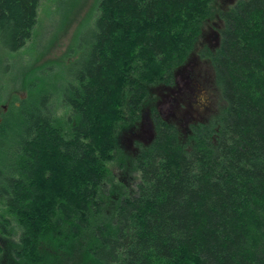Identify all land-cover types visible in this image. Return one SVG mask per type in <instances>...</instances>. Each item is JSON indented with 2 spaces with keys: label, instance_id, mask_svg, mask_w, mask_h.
I'll return each mask as SVG.
<instances>
[{
  "label": "trees",
  "instance_id": "trees-1",
  "mask_svg": "<svg viewBox=\"0 0 264 264\" xmlns=\"http://www.w3.org/2000/svg\"><path fill=\"white\" fill-rule=\"evenodd\" d=\"M212 2L98 0L79 69L56 86L27 74L0 116V255L14 234L27 264H264V0L220 11L204 54L220 114L181 140L152 110L135 187L104 208L118 127L140 117L151 84L171 81ZM38 4L0 0L1 49L30 38Z\"/></svg>",
  "mask_w": 264,
  "mask_h": 264
},
{
  "label": "rangeland",
  "instance_id": "rangeland-1",
  "mask_svg": "<svg viewBox=\"0 0 264 264\" xmlns=\"http://www.w3.org/2000/svg\"><path fill=\"white\" fill-rule=\"evenodd\" d=\"M236 1L213 0L193 47L183 62L173 68L171 81L151 84L140 117L118 127V147L109 163L111 190L104 199L105 209L111 208L110 200H117L122 186L135 187L133 160L153 140L152 110L176 128L181 140L188 138L192 125L210 122L220 114L224 101L215 82L213 66L204 54L214 51L219 44L220 11ZM97 4L98 0H39L30 38L17 51L0 48V116L11 102L27 94L25 82L30 71L43 70V75H48L45 83L56 86L64 84L65 78L79 69L81 60L88 56ZM3 240L0 264H27L12 249L16 235ZM67 258L59 264H76L77 257Z\"/></svg>",
  "mask_w": 264,
  "mask_h": 264
},
{
  "label": "flooded vegetation",
  "instance_id": "flooded-vegetation-1",
  "mask_svg": "<svg viewBox=\"0 0 264 264\" xmlns=\"http://www.w3.org/2000/svg\"><path fill=\"white\" fill-rule=\"evenodd\" d=\"M194 125H198V124H194Z\"/></svg>",
  "mask_w": 264,
  "mask_h": 264
}]
</instances>
